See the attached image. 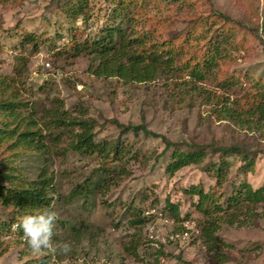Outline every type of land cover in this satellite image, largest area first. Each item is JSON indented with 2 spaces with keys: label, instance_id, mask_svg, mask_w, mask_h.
<instances>
[{
  "label": "rangeland",
  "instance_id": "1",
  "mask_svg": "<svg viewBox=\"0 0 264 264\" xmlns=\"http://www.w3.org/2000/svg\"><path fill=\"white\" fill-rule=\"evenodd\" d=\"M82 1L86 17L72 18L66 11L78 0H2L0 75L16 79L8 95L18 96L25 105L23 116H34L44 136L52 132L63 141L56 146L46 139L45 148L29 150L16 138L0 139V167L17 172L24 180L36 179L44 168L53 175L57 216L52 236L56 251L35 253L26 239L16 235L19 227L14 226L23 216L0 203V222L12 223L10 233H0V264H152L156 250L148 242L146 227L139 258L125 250L131 236L139 234V228L128 222L132 211L147 215L154 208L162 211L169 199L198 226L202 216L192 207L197 198L187 197L184 189L202 185L206 191H222L226 196L230 184L247 181L253 188L264 184V120L245 116L258 104L264 84V0H155V4L153 0H126L137 7L136 29L151 39L144 48L165 42L166 49L174 48L179 54L173 74L149 83L93 74L90 65L97 63L90 53L78 55L76 45L100 35L118 0ZM191 33L195 35L189 39ZM30 35L37 45L26 43ZM224 38L227 56L219 67L202 81L190 75L191 67ZM226 108L234 110L235 116L227 115ZM54 111L69 119L93 121L95 142L120 141L123 159L64 153L70 137L62 132L70 134L68 130L47 129ZM241 112L244 116L239 121ZM7 121L0 113V129ZM115 122L125 127L143 125L153 134L123 133ZM164 138L185 151L191 150L190 144L239 145L248 151L254 169L242 172V156L228 157L232 164L229 181L222 188L204 164L172 176L166 171L172 149L165 152ZM124 168L128 175H121ZM102 169L112 172L107 177ZM101 176L108 180L94 194L68 197L76 185ZM257 211L260 216L249 219L245 227L223 226L215 251L205 248L199 234L179 247L168 246L160 264H212L219 253L226 257V264H264V204ZM65 244L70 246L67 253L62 251Z\"/></svg>",
  "mask_w": 264,
  "mask_h": 264
},
{
  "label": "trees",
  "instance_id": "2",
  "mask_svg": "<svg viewBox=\"0 0 264 264\" xmlns=\"http://www.w3.org/2000/svg\"><path fill=\"white\" fill-rule=\"evenodd\" d=\"M78 1L74 8H69L66 11L72 18L86 17L87 15L85 1ZM0 2L2 4V0ZM145 3L147 4V2ZM136 11L137 7L135 3H127L126 0L116 1L109 23L101 29L100 35L96 38L87 39L85 42L77 43V54L90 53L92 55V62L97 63L96 66L94 64L90 65V70L95 76L99 78L118 77L126 83H149L154 82L158 77L171 75L176 70L179 54L173 50L174 48L166 49L165 46L167 44H164L165 42L152 44L151 49L144 48L151 39L147 34L143 35V33L136 29L139 21L138 16H135ZM219 16L225 20L232 21L231 18L221 13H219ZM193 35L195 33H191L189 39ZM221 36L222 34H220L219 39ZM25 41L27 44L34 43V45H37V40L33 35L27 36ZM224 41L212 45V48L207 50L205 55H203V61L195 63L191 67L190 75L202 81L205 80L207 75L214 72L215 68L219 67L220 60L227 56L224 54L227 45L225 38ZM14 80L16 81L13 77L8 78L7 76L0 75V113L8 119L0 129V139L16 138L17 143H22L24 148L29 150H41L45 148L46 139L54 142L56 146L60 145L63 141L61 135L54 136L52 132H48L44 136L43 132L38 129V123L34 116L33 118L23 116L22 111L25 105L18 101V96L13 92H11L10 96L8 95V92L12 89L11 83ZM249 110L245 114L246 117L253 118L258 116L259 119L264 120V84H262V92L258 104ZM226 112L231 117L235 116L234 110L231 108H226ZM242 116L244 114L241 112L238 114L237 119L242 121ZM52 117L47 129H63L64 131L68 130L67 132L70 133L65 134V132H62L64 136L70 137L66 148L62 149L64 153L67 151L81 155L98 153L104 159L111 157L116 161L123 159L125 152L120 141L104 143L102 145L95 142L96 124L93 121L77 118L69 119L59 111L52 112ZM247 121V124L251 123L249 119ZM115 123L123 127V133L142 131L148 135L153 134L143 125H128L125 127L118 122ZM164 140L166 143L165 152L172 149L171 158L166 168V171L172 176L184 168L204 164L208 171L213 172V175L217 179V185L222 188L229 181L228 171L232 164L227 160L228 157L235 155L242 156L243 161H245L244 166L240 169L242 172L249 173L254 169L253 162L249 160L245 153L246 150L244 151V148L239 145L220 146L214 143L206 145L190 144L191 150L185 151V149L178 147L176 144L168 142L165 138ZM110 172L112 170H101L102 175ZM120 173L121 175L129 174L125 168ZM107 180L103 176L95 182L90 181L88 178L82 184L76 185L68 197L74 199L82 197L84 194L86 197L88 193L94 194L96 190L105 185ZM230 185L231 192L226 196H224L225 194L222 191H206L202 185H192L183 190L187 197L192 199L197 198V200L192 201V207L202 216L197 227L200 228H198L200 230V239L203 240L205 248L209 251H215L216 247L221 243L217 234L223 226L245 227L249 219L260 216L257 208L264 204V184L258 188H253L247 181L239 185ZM55 192L54 177L45 168L41 170L36 179L24 180L17 175V172L0 167V203L6 208H14L16 212L21 214V217L42 213L48 208L53 211ZM153 207L156 206H149L148 208ZM131 209L132 207H129L128 212ZM161 210L169 218L175 220L178 232L181 231L179 224L192 219L190 214L182 215L179 204L171 202L169 199ZM140 212L132 211L129 215V225L133 228H139V234H133L129 246L125 248L126 252L136 259L139 258V248L146 243L143 230L145 227L147 228L151 220L146 212L142 210ZM11 225L0 222V233L10 230ZM10 232L11 230L8 233ZM16 235L26 239L23 229L20 227ZM26 244L29 246L27 239ZM170 245L172 244L164 246L163 249L156 250L154 253L155 261L152 264H160V258L166 254V249ZM173 245L180 246L179 244ZM212 261V264L227 263L226 257L222 253L213 257Z\"/></svg>",
  "mask_w": 264,
  "mask_h": 264
},
{
  "label": "built area",
  "instance_id": "3",
  "mask_svg": "<svg viewBox=\"0 0 264 264\" xmlns=\"http://www.w3.org/2000/svg\"><path fill=\"white\" fill-rule=\"evenodd\" d=\"M1 5L0 2V7ZM46 67H51V64L47 63ZM148 216L151 220L147 226V237L150 246L155 250L163 249L164 246L169 244H179L181 246L200 234L197 225L191 220L179 224L181 231L178 232L175 220L166 217L162 211L154 208Z\"/></svg>",
  "mask_w": 264,
  "mask_h": 264
},
{
  "label": "clouds",
  "instance_id": "4",
  "mask_svg": "<svg viewBox=\"0 0 264 264\" xmlns=\"http://www.w3.org/2000/svg\"><path fill=\"white\" fill-rule=\"evenodd\" d=\"M56 218V213L48 208L42 213L24 216L14 227L23 229L24 236L35 253H40L43 249L54 253L56 248L52 243V236ZM62 251L67 253L70 246L65 244Z\"/></svg>",
  "mask_w": 264,
  "mask_h": 264
}]
</instances>
